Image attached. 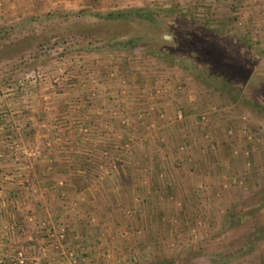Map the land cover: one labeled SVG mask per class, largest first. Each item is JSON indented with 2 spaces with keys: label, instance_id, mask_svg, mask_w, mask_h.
<instances>
[{
  "label": "rangeland",
  "instance_id": "374dc122",
  "mask_svg": "<svg viewBox=\"0 0 264 264\" xmlns=\"http://www.w3.org/2000/svg\"><path fill=\"white\" fill-rule=\"evenodd\" d=\"M113 4L85 0L0 23L14 28L19 20L81 7L168 10L152 31H138L154 38L151 44L131 50L85 49L75 35L52 39L47 55L33 53L41 50L40 38L32 47L0 51V196L7 195L0 207L14 210V241L22 245L11 260L264 264V233L252 254L227 255L251 226L241 216L257 205L264 179V0ZM12 8L0 0V18ZM16 30L0 37L1 49L21 36ZM190 33L244 68L238 101L180 65L187 52L179 40ZM162 39L168 42L157 47ZM231 216L242 220L227 226ZM256 216L264 223V206ZM113 222L122 228L109 230ZM110 244L114 257L104 250Z\"/></svg>",
  "mask_w": 264,
  "mask_h": 264
},
{
  "label": "trees",
  "instance_id": "16d2710c",
  "mask_svg": "<svg viewBox=\"0 0 264 264\" xmlns=\"http://www.w3.org/2000/svg\"><path fill=\"white\" fill-rule=\"evenodd\" d=\"M165 11H168L167 8H160L152 4L114 11H93L88 7H81L71 12L55 11L41 16L39 21H36V18H33L35 21L19 20L15 22L16 27L14 28L17 30L11 26L1 27L0 37L8 35L12 30L21 33V36L2 49L0 47V51L3 53L4 48L12 49L21 45L26 48L25 44H32L30 45L32 47L35 46L33 45L34 41L40 38L43 41L38 45L41 46V50L33 53L38 56L47 55V50L50 47L46 48V45L53 44L52 39L62 42L75 35H81V38L85 39V44H83L85 49L95 51L131 50L142 41L151 44L149 42L154 38H149L147 34L138 31L141 29L152 31L160 13ZM42 24L45 26L40 27ZM116 31L118 33L115 34ZM167 42L162 39V44L157 47H161ZM72 45L65 46L64 52L72 51ZM179 47L182 48V51L187 52L184 56L179 57L180 65L184 70L193 74L195 79L201 82V85L219 91L231 101L236 102L240 99V93L243 92L242 83L247 82L248 75L240 65L226 61L225 50L222 47L210 44L202 36L193 33L183 34L179 40ZM192 58L198 62L203 61L205 66L199 68L195 61H191ZM259 78L262 79V77ZM260 188L257 205L250 207L241 216H249L251 226L247 234L238 241L239 246L234 247L227 255L233 257L250 255L256 250L258 241L264 233V223L257 219L259 216H256V213L264 206V179ZM241 220L240 217L231 216L230 220H227V226H234Z\"/></svg>",
  "mask_w": 264,
  "mask_h": 264
},
{
  "label": "crops",
  "instance_id": "0c3cea01",
  "mask_svg": "<svg viewBox=\"0 0 264 264\" xmlns=\"http://www.w3.org/2000/svg\"><path fill=\"white\" fill-rule=\"evenodd\" d=\"M6 4H9L10 6H13L12 10H9V12L3 14V18H0V23L1 22H9L11 18L16 17L20 13H34V10L36 11H44L45 9H56V8H77L83 3L85 0H48L47 5H40L38 0H4ZM107 1V0H106ZM109 2H114L115 4L117 3L116 1L119 0H108ZM146 0H120L119 3L114 5V7H124L128 5H139L142 4ZM83 6V5H82ZM8 17V18H7ZM121 182V181H120ZM122 183V182H121ZM9 195V194H8ZM5 196H0L1 199L5 198ZM3 207H0V264H19V260H11L10 255L14 253V251L17 250L18 247H22V245H17L14 241L17 239V227H16V218H13V212L12 208L6 206L4 203L2 204ZM15 213V212H14ZM104 214L109 217L110 212L107 210L104 212ZM121 220V219H120ZM116 222L112 223V227L109 226V230L111 228H114L115 231L118 230L119 226L122 228L121 224L119 226H116ZM165 227V226H164ZM163 227V230H164ZM17 230V231H16ZM107 230V229H106ZM154 230V229H153ZM22 229H20V235H22ZM114 232V231H112ZM16 234V235H15ZM111 234V233H109ZM113 234V233H112ZM19 235V237H20ZM16 236V237H15ZM20 240L24 241V237L19 238ZM108 241L114 242V239L110 238ZM24 245V244H23ZM124 246H127L125 244ZM159 247V246H158ZM105 251L107 250L108 252H111L112 256L114 257V252H117L115 249V246L110 244L108 248L104 249ZM160 250V249H159ZM161 253V252H160ZM117 255V253H116ZM140 263V261H139ZM159 264V263H158Z\"/></svg>",
  "mask_w": 264,
  "mask_h": 264
},
{
  "label": "built area",
  "instance_id": "2783aa9c",
  "mask_svg": "<svg viewBox=\"0 0 264 264\" xmlns=\"http://www.w3.org/2000/svg\"><path fill=\"white\" fill-rule=\"evenodd\" d=\"M35 264H37V262H35Z\"/></svg>",
  "mask_w": 264,
  "mask_h": 264
}]
</instances>
